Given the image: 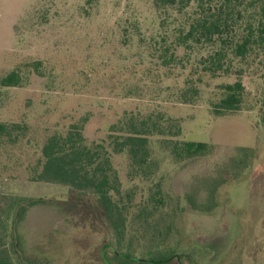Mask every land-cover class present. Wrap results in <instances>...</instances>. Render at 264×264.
Wrapping results in <instances>:
<instances>
[{"label":"rangeland","instance_id":"1","mask_svg":"<svg viewBox=\"0 0 264 264\" xmlns=\"http://www.w3.org/2000/svg\"><path fill=\"white\" fill-rule=\"evenodd\" d=\"M174 18L182 16L169 17L154 0H0V122L29 128L17 146L0 144V250H10L11 198L51 197L60 206L34 207L21 227L29 255L44 264H104V246L126 252L95 211L68 202L69 187L33 183L24 172L49 136L73 124L84 126L89 143H101L125 116L162 112L181 123L175 140L215 149L175 164L163 148L167 139L151 138L160 163L152 182L163 175L184 209L172 242L183 259L175 264H264L263 54L255 51L235 62L232 74L217 77L201 71L204 49L180 48L176 60L163 66L161 57L170 56L173 47ZM13 72L19 84L2 86ZM238 79L245 86L242 107L216 114L221 86ZM186 84L199 89L190 105L178 101ZM239 148L257 154L248 178L225 185L215 211H193L186 196L198 191L205 203L202 181L214 177ZM113 159L122 191H133L139 202L151 182L132 178L124 156ZM150 256L146 247L136 253ZM13 264H19L14 257Z\"/></svg>","mask_w":264,"mask_h":264},{"label":"trees","instance_id":"2","mask_svg":"<svg viewBox=\"0 0 264 264\" xmlns=\"http://www.w3.org/2000/svg\"><path fill=\"white\" fill-rule=\"evenodd\" d=\"M154 5L171 15H181L176 21L170 56L161 57L163 66L176 60L178 49L207 50L199 61L201 71L212 77L230 75L235 62L240 63L255 51L263 54L264 68V0H154ZM172 13V14H169ZM245 22L241 28L239 22ZM241 28V29H240ZM169 51V50H168ZM16 72L1 80L5 87L17 86ZM223 97L215 104V113L239 111L245 86L238 79L221 86ZM199 95L197 85H188L179 93L178 101L193 104ZM264 108V89L262 98ZM84 126L73 124L65 132L49 136L41 148L40 157L30 164L24 174L33 183L59 184L70 188L69 203L91 208L114 232L119 248L104 246V264H175L181 262L172 246L178 231L177 220L184 213L179 200L165 187V178L158 176L160 163L153 156L151 138L164 137L163 148L175 164L214 154L209 143L175 140L182 134L178 119L157 112L149 115L130 114L111 126L108 140L101 143L87 141ZM28 126L0 122V144L17 146L28 134ZM127 158L128 173L132 178L150 181L146 196L136 202L133 191L123 192L113 156ZM257 154L249 148H239L228 163L220 167L214 177L202 181L206 191L205 203L199 202L198 191L189 193L186 200L193 211L211 213L219 207V192L231 182L245 181V174L254 164ZM157 179V178H156ZM56 198H11L13 211L9 234L10 250H0V264H44L29 255L21 227L31 209L39 206H60ZM151 252L147 259L136 257L138 249Z\"/></svg>","mask_w":264,"mask_h":264}]
</instances>
